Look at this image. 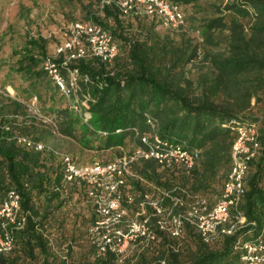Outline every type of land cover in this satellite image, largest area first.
<instances>
[{"label": "trees", "instance_id": "16d2710c", "mask_svg": "<svg viewBox=\"0 0 264 264\" xmlns=\"http://www.w3.org/2000/svg\"><path fill=\"white\" fill-rule=\"evenodd\" d=\"M103 1L86 0L78 20L107 28L119 44L118 56L112 63L90 57L71 64L88 78L80 82L91 104L88 122L69 108L42 68L50 54L45 39L30 37L13 50L19 58L12 71L27 81L26 98L36 95L47 119L33 113L30 104L0 93V205L15 188L27 217L15 231L12 250L0 254V264H244L238 241L249 229L252 235L264 231V0H211L212 10L201 6L205 14L198 26L192 32L179 28L178 36L161 35L154 27L131 30L132 18L148 16L124 17L115 1ZM173 1L189 14V7L202 0ZM198 61L207 70L193 78L188 65ZM148 116L157 120L161 137L199 149L200 158L189 171L138 159L132 168L139 177L130 189L154 196L158 191L152 185L160 190L181 186L207 196L211 204L231 169L236 125L259 124L260 148L249 164L247 191L226 223L243 215L246 227L219 232L206 242L190 224L173 237L153 217L155 239H138L125 256L101 250L91 239L96 214L84 183L65 180L62 158L52 150L37 151L12 139L25 135L51 146L58 132L88 148L111 150L115 159L139 143L134 128L151 131Z\"/></svg>", "mask_w": 264, "mask_h": 264}, {"label": "built area", "instance_id": "2783aa9c", "mask_svg": "<svg viewBox=\"0 0 264 264\" xmlns=\"http://www.w3.org/2000/svg\"><path fill=\"white\" fill-rule=\"evenodd\" d=\"M113 1L124 17H156L163 26L173 29L186 26L185 11L173 0ZM64 35L65 40L56 53L48 54L42 60V68L69 108L88 122L92 116L91 104L89 99L82 96L80 87L81 80L88 78L71 64L90 57L112 63L120 47L107 28L93 21L76 20ZM34 101H37V96H34ZM147 123L151 128L149 132L143 133L134 128L139 143L135 144L133 151L107 161L79 162L70 153L54 149L42 140L25 135H14L12 139L37 151L52 150L62 158L65 180L84 183L96 214L91 239L101 250L108 247L125 256L138 239H155L151 223L153 217L157 226L173 237H179L185 226L190 224L206 242L219 232L234 234L246 227L247 219L243 215L229 226L226 223L231 210L239 205L246 194L249 164L260 148L259 124L247 121L236 125L231 169L222 192L211 204L207 196L181 186L160 190L152 185L158 191L154 196L149 192L138 194L130 189V182L139 177L132 168L138 159H155L164 168L180 165L189 171L200 158L199 149H188L183 143L161 137L156 131L157 120L153 117L148 116ZM176 191L179 195H175ZM138 197L140 200L137 201ZM26 220L21 207V194L15 188H10L0 205V254L12 250L15 231L22 229ZM245 234L237 243L244 264H264V231L252 235L249 229Z\"/></svg>", "mask_w": 264, "mask_h": 264}, {"label": "rangeland", "instance_id": "374dc122", "mask_svg": "<svg viewBox=\"0 0 264 264\" xmlns=\"http://www.w3.org/2000/svg\"><path fill=\"white\" fill-rule=\"evenodd\" d=\"M86 0H0V93H5L18 100L30 104L33 113L40 114V117L47 119L41 112L39 99L34 101L26 98L24 92L27 81L20 75L12 71L16 67L19 56L13 50L25 46L30 37L43 38L48 42L50 54H55L56 49L65 40V32L69 25L80 19L82 16L81 6ZM211 0H202L197 7H189V14H186V26L180 29L192 32V28L198 26L200 14H205L201 6H206L212 10ZM199 12V14H198ZM131 30H141L147 27H154L159 34L167 33L177 35L179 29L168 28L160 24L154 25L148 17L141 19L132 18ZM179 30V31H176ZM178 36V35H177ZM224 46H220L223 48ZM201 62L189 64L188 70L191 77L197 78L199 73L207 68ZM36 96V95H35ZM64 99V98H63ZM65 103L66 100L64 99ZM35 102V103H34ZM67 104V103H66ZM50 145L58 150H63L75 154L81 162H91L94 160L112 159L114 154L111 150H97L94 147L84 146L75 139L63 137L56 132L50 139ZM218 190L220 185H216ZM216 193L211 198H215Z\"/></svg>", "mask_w": 264, "mask_h": 264}, {"label": "crops", "instance_id": "0c3cea01", "mask_svg": "<svg viewBox=\"0 0 264 264\" xmlns=\"http://www.w3.org/2000/svg\"><path fill=\"white\" fill-rule=\"evenodd\" d=\"M157 22H159V21H157ZM159 24H160V23H159ZM161 26H162V24H161ZM213 201H215V199H214ZM213 201H212V202H213Z\"/></svg>", "mask_w": 264, "mask_h": 264}]
</instances>
